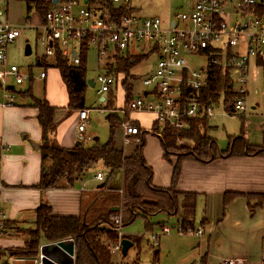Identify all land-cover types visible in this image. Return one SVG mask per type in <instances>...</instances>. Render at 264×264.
<instances>
[{"label":"rangeland","instance_id":"374dc122","mask_svg":"<svg viewBox=\"0 0 264 264\" xmlns=\"http://www.w3.org/2000/svg\"><path fill=\"white\" fill-rule=\"evenodd\" d=\"M96 2V0H92ZM133 4L140 9V14L143 16H154L158 15V9H161V5L167 3L169 0H131ZM172 1V7L170 11L174 14L176 12H181L187 10L188 4L192 0H170ZM93 2L89 3L87 6L91 9H97L98 5H93ZM97 7V8H96ZM264 7V5H263ZM25 7L20 1L15 0L8 1V14L9 17L13 16L11 19L21 29V35L7 47V68L11 65L17 66L21 73L24 74V80L21 84H14V80L10 77L7 78L6 83L10 86H14L15 92H21V97H26L31 94L34 98L45 99L51 105L63 106L65 104V97L67 103V91L64 83L61 80V76L58 70L48 69V67L37 65V59H42L43 61H50V57L45 56V48L40 43L39 35L37 30L33 26L26 25L24 19L26 17ZM32 14L29 13V16ZM38 15L41 17L42 14ZM161 18L164 19L163 16ZM164 24H167L170 19L163 20ZM36 17L32 14V21L35 22ZM262 25L264 26V11L261 19ZM39 32V30H38ZM29 48V53L25 54V48ZM85 51V50H84ZM140 51V50H138ZM264 51V49H263ZM86 52L85 58V73L87 79L95 80L98 75L103 73V62L98 60L96 49L90 46ZM157 60L156 53H150L147 60L135 65L131 72L135 74V79L133 80V90L131 95L138 94L143 90L141 80L148 71H150ZM52 61V60H51ZM188 66L192 69H199L205 65V58L200 56H192L187 58ZM261 62H257L255 57H251L247 63L246 74H247V96H246V111H236L230 114L227 113L223 107L222 100H220L214 106V114L210 118L208 127L206 129V134L214 140V145L218 150H226L229 142L237 136H243L250 144L247 151H259L264 149V143L262 140V124L264 121V55L262 56ZM70 64V63H69ZM72 65V64H71ZM1 69V67H0ZM43 69H48V76L46 80L39 79V73ZM1 79V76H0ZM122 81V75L117 76V87L112 88L111 92L98 94L96 86H86L84 89V99L83 107L88 109V120L85 122L86 129L83 133V137L80 139L85 145H92L94 143L103 144L107 142L111 136L110 126L108 116L111 114L110 118L116 122L114 127V142L118 145H123V135L121 129V122L126 118L118 110L119 106H123L125 91L120 87ZM9 91V89H7ZM12 89L10 90V92ZM256 91V93H255ZM1 92V91H0ZM27 92V93H26ZM29 92V93H28ZM1 96V95H0ZM19 96V95H18ZM16 96V99H18ZM104 97L105 102L100 101V98ZM26 99H32L27 96ZM1 101V97H0ZM61 104V105H59ZM61 120L63 125L68 124L69 127L75 122L77 123V118H71ZM131 121H136L140 126L146 130L143 133L142 143L137 144L135 138H132L129 144L140 145L141 156L145 163V166L149 167L151 175L156 173H162L164 176L166 173L170 174V169L174 167L177 162V158L184 156L193 157H210L214 156L219 152L213 147L207 154L200 153L195 147V143L190 139L181 138L176 140V142L168 147L166 157L162 154L164 149L156 137V131H151L152 116L148 113H138L131 112L129 115ZM73 119V120H72ZM209 120V119H208ZM135 123V122H134ZM211 125L212 127H209ZM89 137V138H87ZM242 140H237V143L241 145V151L244 149V142ZM260 144V145H251ZM125 147H128L125 145ZM137 147V146H136ZM147 158V163L145 159ZM97 171H100L106 175L104 181L107 183L117 182L118 171L111 172L109 167L104 165H97L92 169H88L82 176L80 180L75 184L76 187L83 186L86 190H93L96 188L97 181L94 176ZM182 174V168H180ZM146 174L143 173V181L146 180ZM189 174L185 173L184 178L187 179ZM152 177H150V182ZM142 187V186H141ZM141 198L137 201L136 205L142 210L146 211V216L136 215L134 220L130 222H125L121 227V233L125 236H131L129 239L136 243L128 249L125 255H122L120 249H113L116 246L114 244H109L110 246V258L114 264H223V260L239 258L243 261V264H262L264 260V211L259 212L258 210H253V213H249L245 218L239 217V224L236 225L233 219H228L225 222L214 220L213 224L217 223L216 231H219V238L216 241L218 246L215 247H200L199 237L195 234L189 232H180L178 230L179 223H177L175 215H168L164 211H148V205L152 204L156 199L165 205H169L168 202L159 197L160 192L150 191L146 188H141ZM108 194L109 192H94L92 196L86 199H90L102 195ZM115 193L110 192L108 195ZM164 193V192H163ZM122 194V193H120ZM165 194V193H164ZM166 195V194H165ZM123 197H119V204L122 205L125 201ZM252 199V204L255 205L256 200ZM189 197L185 198L181 196L178 197V204L188 203ZM259 199L258 201L261 202ZM201 203V200L197 201V204ZM29 210V209H28ZM139 211V209L137 210ZM35 212V211H34ZM30 211L28 214V221L11 222L8 227L6 240L3 243L8 244L7 250L11 253L20 250L24 245V228H33L34 224L30 216ZM204 213L196 207L194 212V217L191 227L196 231L201 228L203 236L207 235V230H203V225L201 224L202 215ZM121 216V214H120ZM123 217V216H122ZM125 217V221H126ZM114 223V222H113ZM121 223V222H120ZM118 222L116 225L119 226ZM107 224L101 225V227H106ZM111 228L115 226V223L110 225ZM162 226H166L171 229L169 233L162 232ZM174 226V227H172ZM187 226H182L183 230ZM112 228V229H113ZM215 233V232H213ZM212 233V236H213ZM157 235L158 238H154ZM128 238V237H127ZM138 242V243H137ZM215 242V241H214ZM48 243L44 236L40 235L39 247ZM215 245V243H214ZM113 249V250H112ZM10 253V254H11Z\"/></svg>","mask_w":264,"mask_h":264},{"label":"built area","instance_id":"2783aa9c","mask_svg":"<svg viewBox=\"0 0 264 264\" xmlns=\"http://www.w3.org/2000/svg\"><path fill=\"white\" fill-rule=\"evenodd\" d=\"M117 8V14L105 5L89 8L83 0H51V6L43 14L36 26L40 43L45 48V56L55 54V47L66 60L77 65L82 52L90 46L96 49L99 61L103 62V73L93 80L98 85L97 93H108L117 84V74L113 72L114 57H124L130 49H138L157 54L153 70L146 74L142 86L148 88L129 98L121 111L149 112L160 123L171 128H187L184 118L205 115L207 119L214 114V103L200 106L197 92L203 88L207 79V65H217L221 69L237 70L235 84H232L231 112L246 111V67L249 59L264 47V26L257 12V4L264 0H193L189 10L176 12L173 21L164 25L159 17H141L131 8V0H108ZM5 0H0V76L2 98L0 106L14 104V94L7 90L5 76H13L16 84L22 83L24 75L20 69L11 65L7 68V47L20 35L18 26L4 18ZM118 9L123 12L119 13ZM39 30V32H38ZM204 56L208 59L203 67L192 69L187 57ZM45 71L39 73L44 78ZM229 86V85H228ZM115 88V87H114ZM185 93L184 100L181 95ZM78 139L83 137L88 109L78 110ZM264 125V121H263ZM125 137L139 133L130 120L121 123ZM105 175L97 172L95 178L102 181ZM2 188L0 184V189ZM7 217L0 207V239L8 230ZM119 218H114L118 223ZM181 225V224H180ZM119 229V226H117ZM163 233L170 228L162 226ZM180 232L200 236L201 228L194 231L191 226ZM154 238H158L154 235ZM55 242V241H53ZM40 250L34 256L8 254L0 257V264H42ZM239 258L225 259L223 264H241ZM264 264V260L262 262Z\"/></svg>","mask_w":264,"mask_h":264},{"label":"crops","instance_id":"0c3cea01","mask_svg":"<svg viewBox=\"0 0 264 264\" xmlns=\"http://www.w3.org/2000/svg\"><path fill=\"white\" fill-rule=\"evenodd\" d=\"M8 1L9 0H5L4 2L5 4L4 18L6 21L16 25L15 23L11 21V19H14L13 16L9 17V14L7 13L8 12ZM15 1L19 3L21 1L26 10V5L23 0H15ZM83 2L86 5L93 2L92 4L98 5L97 6L98 8L105 5L106 7L109 8L110 11H114L116 12L115 14H117V8H115L113 4L109 3L108 0H96V2L92 0H83ZM171 2L172 1L169 0L167 3L161 5V9H158L157 11V13H159L160 16L141 15L140 9H138L136 5L132 3V1H131V8L134 11V13H136L137 15L141 17H159L160 19H163L161 18V16H163L164 17L163 20H167L169 18L170 21H173V15L175 13L174 14L171 13V15L169 14L171 11V7H172ZM192 2L193 0L188 4V7L186 8L187 10H189L192 7ZM118 10H119V13L123 12L122 9H118ZM263 11H264V7H262V10L258 12L261 19H262ZM25 12H26V17L24 19V22L26 25L24 26L29 25V26H33L36 28V26L39 25V23L42 21L43 16L40 17L38 15V12L32 7L30 8L28 12L27 10ZM31 12L33 16L36 17L35 22L32 21V14L29 16V13ZM164 25H167V24H164ZM263 49L264 47L255 55L257 62L262 63L261 59H262V56L264 55ZM149 54L150 53L145 52V51H138V49H130V51L123 57V59H128L127 70H123L121 67L117 68L116 67L117 65L115 64V62L113 63L114 70L115 68L118 69L117 75L118 74L122 75V81H121L120 87L122 88V90L125 91L123 106L121 105L119 106V108H117L118 110H120V112L123 110L122 107H124L127 101L126 99L127 94L130 95L134 87L133 80L135 79V74L131 72V70L133 67H135V65L140 64L141 62L147 60ZM189 57H192V56H189ZM200 57L205 58V64L208 63V59H206V57L204 56H200ZM85 58H86V55H85ZM50 59L52 61L50 60L46 62V65L51 66V64H53V56H50ZM41 61L42 63L43 62L45 63V61H43L42 59H37L36 64L41 66L42 65ZM50 66H48V69L52 68V69L58 70L57 68L50 67ZM209 66L210 65H207V75H208ZM153 68L150 71H148V73L146 74H149L153 70ZM48 69L42 70V71H45V76L44 78L39 77V79L44 80V81L46 80L48 76ZM227 69H230V68H227ZM222 70L225 73L226 68ZM229 75L232 76V79H234L232 80V84L233 83L235 84L237 70L231 68V72L229 73ZM8 77L13 79V76L9 75V76H5L3 80L6 81ZM91 81L93 82L92 79ZM1 83H2V79H0V85ZM14 84H16L15 80H14ZM93 86H94V83H93ZM114 87L116 88L117 84ZM230 87H231V83H230ZM6 88L9 89V91L13 89L9 93H13L15 97L14 98L15 102L13 105H7L4 107L0 106V184L2 186V188L0 189V207L5 213L7 217V221L9 222L16 221L17 225L19 221L24 223L28 221L27 212L30 211L31 213L29 217H31L32 222H33L35 219L34 211L40 203L48 204L51 207L52 212L56 215L77 216L84 212L85 205L89 204L93 198L90 199L89 201H87L86 199L91 197L92 196L91 194H93L94 192H103V191L104 192L106 191L109 193L118 192L120 197L123 195H127L126 193L127 191L124 188L126 186L125 185L126 178L124 177L123 172L121 170H115V171H118L117 182L107 183V181H104V179L100 181L96 179L94 176V178L100 183L97 184L96 188H94L93 190H86L84 189L83 186H80V187L75 186L77 181L80 180V176L76 178V180L73 181L71 184H66L62 180L60 181L59 187L47 188V189L39 188L38 183L40 180V174L42 170V158H41L39 146L43 142V139H42L43 131L39 123L37 122L38 112H37V109L31 105L32 99H29V100L26 99L27 96L24 98L21 97L23 96V95L20 96L21 92H18V95H19L18 96L17 93L14 91V86H10L7 84ZM143 90L145 91L143 93L146 94V91L148 90V88L143 86ZM0 91H1L0 97L2 98L1 88H0ZM110 92L112 95H114L112 91ZM224 94L225 93H224V86H223L219 92L218 100L211 101V102L214 103V106H215L220 100H222L223 107L226 110L227 108L230 107L231 103L229 104L224 103ZM133 95L135 96L137 94H133ZM16 96H18V99H16ZM62 104H65V105L63 106L53 105L56 107V110L53 116V122L55 123V127H54L53 132H49V138L53 142H55L57 145H59L60 147L71 148L72 146L76 145L77 141L78 142L82 141L78 139V135H79L77 131L78 110H68L65 107L66 97H65V103H62ZM230 110H231V107L229 110H226L228 111L227 113H229ZM130 113L126 110H125V114L122 113L124 117L126 116V118H124L122 122L126 120H130L129 118ZM138 113L151 114L152 120H153L152 125H151L152 127L151 131L155 132L157 129L155 135L160 141L164 149L162 156L166 157L167 152L164 148V144L162 142L161 133H160L162 123L158 122L152 113H149V112H138ZM70 116H72L71 118H75V119L77 118V123L75 124L74 122L71 125V127H69L68 124L63 125L61 120H64V119L68 120ZM209 121H210V118L209 120L207 119V127H208ZM134 122L130 120V123L138 127L139 133L136 135H129L125 137L122 131L123 145H118L115 143L116 148L119 149L125 157L132 155L135 149L141 145L142 140H143L142 139L143 133L146 131L144 130L142 126L139 125L138 122L136 121ZM154 125H155V128H154ZM209 127H212V126L209 125ZM262 128H263L262 129L263 130L262 134H263L264 132L263 124H262ZM85 129H86V126H85ZM84 131L82 132V134L84 133ZM237 137H241L243 139V136H237ZM132 138H135L137 141V144H140V145H135V143L129 144L130 143L129 140H131ZM241 138L240 140H242ZM242 142H244V149H243V152L240 154H231L232 153L231 147L228 144V147L226 150H218L216 147V151H218L219 153L214 156H211L208 159L201 158L197 160V159H190V158H185V157L177 158V162L174 164V167L170 169V174L166 173L164 176H162V173H156L154 175L153 174L151 175V173L149 174V179L150 177H152L151 179L152 182H150L149 180V184H148L149 189H151L152 191L156 190L160 192L161 195H159V197L161 199L166 200L168 204L170 200L172 204L173 203L175 204V208L173 209V211H170V212L164 211V212L167 213L168 215H175L177 223L180 222L179 216L182 213L181 207L183 205V204L181 205L178 204V201H177L178 197L180 198L182 196V193H192L193 194L194 201H195V209L197 207L198 210L204 213L201 219L203 230L204 229L207 230L206 236L202 237L203 233L200 236H198L199 239H201L199 241L200 247L218 246L216 244V241H218V238H219L218 237L219 231H216V227L218 225L217 223L213 224L214 220H216L217 222L218 221L225 222L228 219H233L234 223L238 225L239 217L245 218L250 213L249 207H248L247 195L264 194V151L248 152L245 147H246V144H250V143L247 142V140L245 139L244 141L242 140ZM261 143H264L263 136H262V140L260 144ZM260 144H251V145H260ZM35 145H38V147L35 148ZM125 145H127L128 147H125ZM145 162L147 163V158L145 159ZM97 165H104V164L100 160L95 164V167ZM146 168H149V167L146 166ZM180 168H182V171H183L182 174H180L181 173ZM176 169H177V173L175 172ZM97 172H100V171H97ZM174 172L176 174H174ZM185 173L189 174V177L187 179L184 178ZM135 181H136L135 179L129 180L128 184L129 185L134 184ZM141 186L138 188V190L139 192L142 193L141 188L143 187L147 189V187H144V186L141 187ZM172 194L175 196L174 202H172V196H171ZM138 200L139 199H137V201ZM198 200L199 201L201 200V203L197 204ZM155 202H159V199L158 200L156 199L153 203ZM111 205H113L112 208L118 207V209L116 210H112L111 208V211H118V214L111 217L112 221L114 222V218L118 217L119 223L121 222L119 225V229L116 223H115L114 228L112 227L113 229H115L114 231H116L118 235V240L114 244L116 247L113 249L115 250L119 248L121 252V246H120L121 239L127 238V237H128L127 239H129V237H131V236H125L124 234L121 233V227L124 225L125 222L128 221V218H130V214L128 211L123 210L122 212L120 205H118L117 203L111 204ZM250 205H252V203ZM255 210H258L259 212H263L264 204L256 205L254 211ZM139 213L143 214V211L142 212L138 211V215H140ZM146 215L147 213H145L143 217ZM125 217L127 218L126 221H125ZM122 220H123V223H122ZM104 228L112 229L110 225H107ZM212 233H213V236H212ZM8 235L9 233H6V235L2 236L0 239V257L2 258H5L6 255L10 254L6 249L8 247V244H5L6 242L3 243V241L6 240L5 239L6 236ZM65 239H69V238H65ZM134 243H136V241L132 242V246L134 245ZM105 245H108V241H105ZM109 248L110 246H108V249ZM241 264H243V261L241 262Z\"/></svg>","mask_w":264,"mask_h":264},{"label":"trees","instance_id":"16d2710c","mask_svg":"<svg viewBox=\"0 0 264 264\" xmlns=\"http://www.w3.org/2000/svg\"><path fill=\"white\" fill-rule=\"evenodd\" d=\"M23 1L25 2L27 12L32 7L39 14H42V16L51 4V0ZM262 7L263 4L258 3L256 7L257 12H260ZM85 55L86 52L83 51L80 62L77 65H71L61 55L59 48L55 47L53 64L50 66L41 61V64L46 67L50 66L58 69L67 91V103L65 107L68 110H80L83 108V93L85 87L88 86V79L85 73ZM114 62L117 68L121 67L123 70H127L128 59H123V57L116 55ZM117 68L112 70L116 74L118 73ZM230 72L231 68L226 69L224 73L217 65L209 66L206 84L196 94L200 106L203 107L211 101H217L219 92L223 86L225 93L224 103L229 104L231 102L233 93L230 89ZM16 93L18 95V92ZM27 96L32 98L31 105L37 109V122L43 131V142L39 146L42 158V170L38 187L42 189L56 188L59 187L60 181L62 180L66 184H71L76 178L82 176L85 171L94 167L101 160L104 166L111 169V172L121 170L126 178V186L124 188L127 191V195L124 196L125 201L122 205L120 204V208L122 212L123 210L129 212L130 218H128L127 222L134 220L135 216L138 215V209L141 212L143 211V214L139 213L143 216L146 211L136 206L139 205L137 204V199L139 197L141 198V192H139L138 188L142 185L152 191L148 185L150 171L146 168L141 157L140 146L128 157H125L116 148L113 137L116 122L113 121L114 118H110L111 114L107 117L111 131V136L107 142L103 144L94 143L92 145H85L82 141H79L77 145L71 148H63L49 138V132H53L55 127L53 116L56 107L48 103L45 99L34 98L31 94ZM110 96L112 98V94ZM131 96L127 94L126 99L128 100ZM185 96V93L181 95L182 100H184ZM229 109L230 107L226 110ZM183 120L187 124V128L183 130H176L171 128L167 123H162L160 133L166 151L177 139L181 138L192 140L197 150L203 154H207L213 147L216 149L214 140L206 134L205 127H207V118L205 115H200L195 118H184ZM262 136L264 140V132ZM237 140H240V137H235L231 143L229 142L231 154H240L243 152ZM248 147L246 144L245 148L248 149ZM259 151H264V149H260ZM184 157L197 160L210 158L199 157V155L198 157ZM175 172L177 173V169ZM175 172L174 174H176ZM143 173L146 174V180L144 182H142ZM132 179L136 181L134 184L129 185L128 182ZM171 196L172 202H174L175 196L173 194ZM182 196L185 198L189 197L190 200L188 203L183 202L179 223L182 226H191L195 210L194 196L192 193H182ZM119 197L118 192L110 195L106 193L98 195L92 199L93 201L91 200L89 204H86L84 212L77 216L56 215L52 212L48 204L40 203L35 209L34 227H23L25 233L23 247L20 250L14 251V253H11L10 250L7 251L13 255L34 256L38 253L40 235L44 236L48 242L72 238L74 241V264H113L108 249L109 245H105V241H110L109 244H115L118 240V235L114 231L115 229H105L101 225L114 224L111 217L118 214V211H111L113 206L111 204H119ZM247 197L250 213H253L256 205L264 204V200H261V202L258 201L259 199H264V194H250ZM251 198L256 200L257 203L255 205H250L252 203ZM174 208L175 204H172L171 200L169 201V205H164L160 202L148 205V211L170 212ZM10 223L6 221L7 227H9Z\"/></svg>","mask_w":264,"mask_h":264},{"label":"water","instance_id":"95a60500","mask_svg":"<svg viewBox=\"0 0 264 264\" xmlns=\"http://www.w3.org/2000/svg\"><path fill=\"white\" fill-rule=\"evenodd\" d=\"M53 3L56 0H52ZM29 48H25V54H28ZM87 83L90 86H93L91 79H88ZM104 98L101 97L100 101H103ZM79 142H76V145ZM38 145H35L37 148ZM118 207L112 208L116 210ZM121 252L123 255L127 253V250L132 246V241L127 238L121 239L120 242ZM40 251L43 254L42 264H74V241L72 239H61L55 242H48L40 246Z\"/></svg>","mask_w":264,"mask_h":264}]
</instances>
